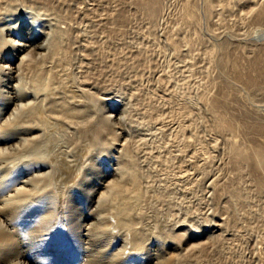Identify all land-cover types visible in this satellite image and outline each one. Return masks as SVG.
<instances>
[{
	"label": "rangeland",
	"instance_id": "obj_1",
	"mask_svg": "<svg viewBox=\"0 0 264 264\" xmlns=\"http://www.w3.org/2000/svg\"><path fill=\"white\" fill-rule=\"evenodd\" d=\"M139 1L0 0V42L13 59L4 64L14 71L22 46L48 56L57 32L73 28L60 89L90 91L93 117L117 114L113 125L128 146L123 151L105 132L81 143L77 167H94L96 187L127 165L138 170L143 263L166 255L168 234L183 232L207 245L182 248L175 264H264V173L233 150L264 148V21L257 20L264 0H213L210 11L205 0H163L154 19ZM121 10L127 22L113 32ZM220 118L235 130H224ZM50 142L48 149L63 144Z\"/></svg>",
	"mask_w": 264,
	"mask_h": 264
},
{
	"label": "bare ground",
	"instance_id": "obj_2",
	"mask_svg": "<svg viewBox=\"0 0 264 264\" xmlns=\"http://www.w3.org/2000/svg\"><path fill=\"white\" fill-rule=\"evenodd\" d=\"M205 3L210 11L214 1ZM137 5L154 19L163 0H140ZM259 7L257 20L264 21V6ZM187 14L194 18L192 11ZM118 16L120 24L111 27L117 33L127 22L124 10ZM72 29L57 32L48 56L39 48H19L25 54L14 71L4 64L13 60L11 55L7 58L10 46L0 42V264H175L182 248L200 252L206 242L192 244L183 232L168 234L171 250L156 262L143 263L148 240L143 244L137 233V219L143 217L141 212L137 215V199L144 193L138 170L126 164L96 187L94 167L78 169V159L86 154L81 143L89 139L98 142L108 132L123 151L128 146L113 125L117 114L93 117L90 91L60 89ZM33 74L44 83L34 81ZM27 79L30 83L24 84ZM238 79L252 88L259 84L253 76ZM220 121L224 130H235L226 119ZM62 140L61 145L46 146V142ZM237 147L233 145L236 157L264 173V148ZM126 157L131 158L128 153Z\"/></svg>",
	"mask_w": 264,
	"mask_h": 264
}]
</instances>
